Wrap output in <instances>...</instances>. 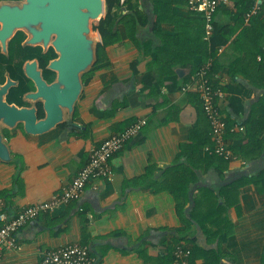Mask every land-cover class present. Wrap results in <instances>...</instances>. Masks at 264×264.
Returning <instances> with one entry per match:
<instances>
[{"label":"crops","instance_id":"crops-1","mask_svg":"<svg viewBox=\"0 0 264 264\" xmlns=\"http://www.w3.org/2000/svg\"><path fill=\"white\" fill-rule=\"evenodd\" d=\"M255 1L257 13L251 18H239L236 1L222 5L215 15L216 24L231 27L228 40L218 46L214 79L220 90L217 106L227 123L230 118L243 123L256 110L258 114L264 94V0ZM130 3L141 15L128 4L114 7L113 41L104 44L94 30L101 50L73 115L40 134H28L20 126L7 128L32 142L39 154L32 155L20 187L15 181L18 152L9 144L12 159L0 158V196L15 209L51 199L71 184L94 147L140 118L147 123L111 158L110 175L91 178L78 198L28 222L19 233L20 248L6 251L0 264H43L47 249L69 243L88 245L100 264H155L151 255L173 256L169 253L180 236L187 237L182 241L192 251L196 246L205 250L193 251L192 264H260L264 191L258 184L241 187L239 208L231 206L227 212L233 230L223 241L208 240L197 222L186 227L174 195L158 189L170 166L195 164L196 178L188 191L192 206L198 188L218 192L264 168L263 150L255 159L232 160L222 178L201 162L203 148L199 152L189 148L191 137L199 139L204 131L211 134L196 77L206 20L190 10L187 0ZM4 70L0 66V82L7 77ZM236 130L226 139L231 148L248 139L247 131ZM260 138L264 140V130ZM202 201L200 210L211 208L208 199ZM209 250L219 254H207Z\"/></svg>","mask_w":264,"mask_h":264},{"label":"trees","instance_id":"trees-1","mask_svg":"<svg viewBox=\"0 0 264 264\" xmlns=\"http://www.w3.org/2000/svg\"><path fill=\"white\" fill-rule=\"evenodd\" d=\"M235 1V7L239 18L245 20V17L251 18L257 13L254 10L256 7L255 0H242L241 3H238L240 0ZM130 2L131 0H105V13L100 20L93 24L94 30L98 31L104 39V44L113 41L114 38H116L117 36L116 32H114L116 18L112 13L114 7H121V5L123 4H128V6H130V10L132 9V11H135L134 13L141 15V12L134 10V4ZM239 4L241 6H238ZM192 12L196 14H201L203 16V13L201 12ZM217 12L215 13V15L217 14ZM230 29L231 27L229 26L220 27L218 24H216L214 16L213 30L209 36V39L203 41V54L199 61L198 70H200V68L203 67L205 63L211 61L209 79L215 87L216 85L214 84V79L216 76L217 69L215 63L218 54V46L224 44L228 40L226 34ZM204 36L205 34L203 35V37ZM23 38V31H18L15 36L10 40L9 58L11 60L12 55H15V53H19L20 49L27 50L30 48L29 46L22 45ZM220 49H222L221 46L219 47V50ZM36 50H40V48H36ZM99 50H101L100 44L97 45V53H99ZM56 56L57 54L52 50L47 57L40 58L41 66L46 68L49 59ZM5 62H10V60L7 58L6 54L1 53L0 51V63ZM22 64V62H19L14 65L9 63V65L7 66L11 77L19 80V85L11 89V92L8 95V101L10 103H17L18 105H26V101L23 100V96L26 92L31 89L30 81L24 75ZM92 72L93 69H89L82 74V79L84 83L90 79ZM46 73L48 76L54 74V72L49 69H46ZM37 105L38 116L39 118H43L45 116V111L43 108L42 101H38ZM257 106L259 107V113L257 114L256 110V112L252 113L243 123H237L233 120V118H230L227 123V120L223 117L226 126L224 132V142L226 145L227 136L231 135L232 133H235V131H237L236 129H239L240 126L244 127V132L247 131L248 133V139L243 146L231 148L227 145L228 148H230L232 150V153L234 154V157L230 159L225 158L223 155H220L215 152V140L214 135L212 133V128L211 134L213 139H211V134H209V132L207 131H204V133L199 134V139L191 137L193 138V142L189 143L190 150L192 149L196 152H199L202 148L205 150V155L199 158L201 162H204L206 168L214 167V169L218 172L219 176L223 178L225 177L226 170H228L229 168L230 162L235 158L245 157L247 159H255L261 155L264 150V140L260 138V133L264 130V94L260 98ZM20 127L23 129L22 124H20ZM5 132L8 143L11 145L13 150L18 152V158L20 160L18 173L19 175L17 176L15 181L21 187L24 182V176L29 171L28 167L30 165L29 163L31 158H33L32 155L39 154V150H35L33 148L34 144L32 142L27 141L23 137L20 138L17 134H11L7 129L5 130ZM193 134H197V132ZM208 146L211 150L206 149V147ZM195 169V164H175L173 166H170L165 172L167 178L161 184H159L158 189H167L174 195L177 201L178 213L186 224V227H189L192 223L197 222L200 228L207 234L208 240L212 241L213 239L219 238V241H223L233 230V223L228 218L227 212L231 206H236L237 208H239V195L241 187L248 182H254L260 186V189L262 191H264V168L261 169L256 175H245L244 177L239 178L231 183L225 184L221 187L218 192L210 187L198 188L199 193L197 194L195 201L192 203L193 205L190 206V197L188 191L189 185L196 178ZM203 198L209 200L208 202L212 204L211 208L208 207V209L206 210H200L199 205L203 203ZM220 198L223 199V202L220 201ZM5 199L8 200L7 198ZM211 227H214L216 229H213ZM183 239L187 240V237L180 236L175 240V243L172 246V250L169 254H173L175 244L182 241ZM202 249L204 250V248L196 246L193 250L194 254L195 252L197 254V251H200L199 253L201 254ZM193 251L191 255L193 254ZM206 253L219 254L215 250H209L206 251ZM151 256L152 259H154L153 261L155 264H169L174 260V256L163 257L157 253H153V255ZM260 264H264V247L261 253Z\"/></svg>","mask_w":264,"mask_h":264},{"label":"water","instance_id":"water-1","mask_svg":"<svg viewBox=\"0 0 264 264\" xmlns=\"http://www.w3.org/2000/svg\"><path fill=\"white\" fill-rule=\"evenodd\" d=\"M105 0H24L21 3H0V44L7 52L8 41L17 30L29 34L26 43H42L46 48L52 40L58 56L48 68L56 77L48 82L37 60L27 61L25 74L36 90L26 92L31 102L42 101L45 116L39 118L36 105L19 106L7 100V94L17 81L7 74L0 85V158L12 159L11 148L2 126L11 129L20 123L28 134H40L63 123L72 116L84 86L82 74L97 58V40L92 21L100 20L105 12Z\"/></svg>","mask_w":264,"mask_h":264},{"label":"built area","instance_id":"built-area-1","mask_svg":"<svg viewBox=\"0 0 264 264\" xmlns=\"http://www.w3.org/2000/svg\"><path fill=\"white\" fill-rule=\"evenodd\" d=\"M235 0H187L192 11L201 12L206 20L205 39L213 30L215 13L222 5H227ZM211 61H208L197 71L196 77L199 84L202 108L207 116L215 140V152L225 158H232V150L224 142L225 121L217 106L219 89L209 79ZM185 89V88H184ZM147 123L146 118H140L128 126L124 131L115 133L105 139L99 146L92 149L88 163L75 176L71 184L51 199L38 201L22 209H15L4 197L0 196V259L6 251L20 248L19 233L30 221L40 217L55 206L68 203L78 198L88 181L97 176H107L111 173L110 160L124 146L127 139L139 132ZM237 128V127H235ZM240 130L244 127L240 126ZM211 150L210 147H206ZM191 248L184 241L174 246L173 264H192ZM43 264H100L88 245L69 243L56 248L47 249L43 254Z\"/></svg>","mask_w":264,"mask_h":264},{"label":"flooded vegetation","instance_id":"flooded-vegetation-1","mask_svg":"<svg viewBox=\"0 0 264 264\" xmlns=\"http://www.w3.org/2000/svg\"><path fill=\"white\" fill-rule=\"evenodd\" d=\"M19 1H21V0H3L2 2H13V3H16V2H19ZM0 3H1V2H0ZM0 27H1V24H0ZM18 31H23V33H24V38H23V40H22V45H23V46H29L30 48L27 49V50H21V49H20L19 53H15V55H12V60H11V59L9 58V57H10V55H9V42H10V40L15 36V34H16ZM15 34H14V36L8 41V50H7V52H4V51L2 50V47H1V44H0V51H1V53L6 54V55H7V58L10 60V62L0 63V66H3V67L5 68L4 71H5L6 73H8V74L10 75V77H11V74H10L8 68H7V66L9 65V63H11L12 65H14V64H17V63H19V62H22V63H23V64H22V67H23L24 75H25L26 78L30 81V85H31V89H30L29 91H34V90H36V87H35V85H34V82H33V81H32V80H31V79L25 74V71H24V65H25V63H26L27 61L37 60V62H38V67H39L40 69H42L43 77H44L48 82H52V79L54 80V75H55L56 73H55V71L52 70V71L54 72V74L48 76L47 73H46V69L51 70V69L48 68L47 66H48V64H49L54 58H56V57L58 56V53L56 52L55 47H54V45L52 44V40L56 37V35H55V34H52V36H51V42H49L48 46L45 48V47L43 46L42 43H38V44H30V43H26V40L29 38V34H28L25 30H17V31L15 32ZM36 48H40V50H36ZM52 50L57 54V56H56V57H53V58H51V59H49V62H48V64H47L46 68L42 67V66H41V62H40V58H42V57H47L48 54H49ZM11 78H12V77H11ZM6 79H7V77H5L4 80H3L2 82H0V85L3 84V83H5V82H6ZM12 79H14V78H12ZM14 80L17 81V84H16V85H13V86L10 88V91H9V93L7 94V97H6L7 100H8V95H9L10 92H11V89H12L13 87L19 85V80H17V79H14ZM29 91H28V92H29ZM24 95H25V94H24ZM23 100H24V96H23ZM24 101H26V100H24ZM12 103H14V102H12ZM32 103H33V104H32ZM16 104H17V103H16ZM17 105H18V104H17ZM31 105H36L37 108H38L37 102H31V101H26V105H19V106H31ZM20 124H21V123H20ZM20 124H19L18 126H20ZM6 129H7V128H4V133H6V132H5Z\"/></svg>","mask_w":264,"mask_h":264},{"label":"rangeland","instance_id":"rangeland-1","mask_svg":"<svg viewBox=\"0 0 264 264\" xmlns=\"http://www.w3.org/2000/svg\"><path fill=\"white\" fill-rule=\"evenodd\" d=\"M24 0H21V1H19V2H16V3H21V2H23ZM97 22V20H95V21H92V25L94 24V23H96ZM55 77H56V74L54 75V79H55ZM33 104V103H32ZM4 128H6V127H4V126H2V130L4 131Z\"/></svg>","mask_w":264,"mask_h":264}]
</instances>
